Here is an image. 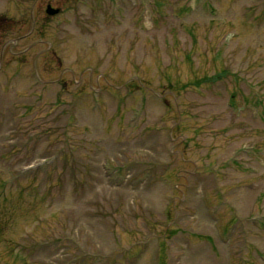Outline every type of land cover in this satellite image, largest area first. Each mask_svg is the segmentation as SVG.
I'll return each mask as SVG.
<instances>
[{
    "label": "rangeland",
    "instance_id": "rangeland-1",
    "mask_svg": "<svg viewBox=\"0 0 264 264\" xmlns=\"http://www.w3.org/2000/svg\"><path fill=\"white\" fill-rule=\"evenodd\" d=\"M0 16V264H264V0Z\"/></svg>",
    "mask_w": 264,
    "mask_h": 264
},
{
    "label": "trees",
    "instance_id": "trees-1",
    "mask_svg": "<svg viewBox=\"0 0 264 264\" xmlns=\"http://www.w3.org/2000/svg\"><path fill=\"white\" fill-rule=\"evenodd\" d=\"M11 22L12 21L10 19L0 16V35L4 33V30L9 26Z\"/></svg>",
    "mask_w": 264,
    "mask_h": 264
},
{
    "label": "water",
    "instance_id": "water-1",
    "mask_svg": "<svg viewBox=\"0 0 264 264\" xmlns=\"http://www.w3.org/2000/svg\"><path fill=\"white\" fill-rule=\"evenodd\" d=\"M56 13H57L56 10H52V9L48 10V14H50V15H53V14H56Z\"/></svg>",
    "mask_w": 264,
    "mask_h": 264
}]
</instances>
